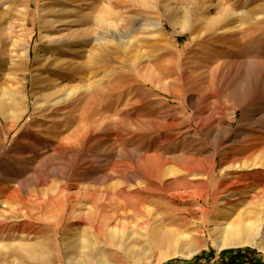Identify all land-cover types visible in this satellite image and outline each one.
<instances>
[{"label":"rangeland","instance_id":"obj_1","mask_svg":"<svg viewBox=\"0 0 264 264\" xmlns=\"http://www.w3.org/2000/svg\"><path fill=\"white\" fill-rule=\"evenodd\" d=\"M109 30L128 32L131 48ZM215 36L229 38L214 44ZM139 56L150 70L145 78L134 69ZM246 63L256 70L251 86L242 75L252 68L237 69ZM49 78L90 91L50 119L41 111L53 91L43 90ZM202 102L209 106L200 109ZM12 107L26 114L8 135L2 112ZM261 116L264 0H0V130L4 154L21 170L11 182L0 168V183L24 201L1 212L0 264H264V239L221 248L212 235L218 224H239L244 212L255 221L264 196L232 201L219 169L213 177L193 172L207 169L213 151L218 160L245 158L237 145L262 135ZM75 133L84 139H71ZM159 162L166 163L160 183L149 177ZM256 167L232 177L253 181L248 174L264 172ZM141 196L159 203L146 202L149 219L136 214Z\"/></svg>","mask_w":264,"mask_h":264},{"label":"bare ground","instance_id":"obj_2","mask_svg":"<svg viewBox=\"0 0 264 264\" xmlns=\"http://www.w3.org/2000/svg\"><path fill=\"white\" fill-rule=\"evenodd\" d=\"M251 14V13H250ZM244 12L243 13H240L238 14V17L240 20L243 21V16H244ZM234 17V15H233ZM254 17V16H253ZM236 18V17H235ZM232 18L230 17V15L226 16V21L227 20H231ZM254 19V18H253ZM79 21V20H78ZM81 21V20H80ZM205 21V20H204ZM233 21V20H232ZM116 22V21H115ZM216 21L215 20H208L206 21L207 23V26L211 29H213V26L212 24L215 23ZM230 22V21H228ZM60 23V21H59ZM83 23H84V20H83ZM205 23V22H204ZM58 24V23H57ZM215 25V24H214ZM233 26V25H232ZM150 27L152 28H155L157 29V25H150ZM230 28V27H229ZM234 28V27H233ZM229 30V29H228ZM232 31V29H231ZM231 31H228V32H231ZM109 32L111 33V37L116 40L117 42L119 41V45L120 47H124L126 50L131 48V41H128L129 38L128 36L130 35L128 32H126V34H122L120 35L119 33H117L116 31H112V30H109ZM227 32V31H226ZM227 32V34H229ZM232 34V33H231ZM230 35V34H229ZM108 36V35H107ZM131 36V35H130ZM70 38V37H69ZM72 38V37H71ZM84 38V36H83ZM128 38V39H127ZM132 38V37H131ZM130 38V39H131ZM229 38V37H222V36H215L214 39H213V42L214 44H221V43H225L226 44V39ZM82 39V38H81ZM70 42L72 41V39H69ZM84 40V39H83ZM86 40V39H85ZM88 41V40H87ZM115 41V42H116ZM56 42H60V41H56ZM63 42V41H61ZM84 43H86L85 41H83ZM133 42V41H132ZM236 41H231L229 42L228 44L230 46H234L236 43ZM238 42V41H237ZM241 44V42H239ZM116 44V43H115ZM136 44V43H134ZM137 46V45H136ZM215 46V45H214ZM132 47H133V44H132ZM119 48V47H118ZM120 49V48H119ZM130 51V50H129ZM128 51V52H129ZM132 51V50H131ZM138 51V50H137ZM135 51V52H137ZM141 55V54H140ZM92 55H90L91 57ZM138 56V55H137ZM21 58H28V52H24L21 56ZM134 59H137L135 61V63L133 62L134 64V69L140 74L141 77H144L145 78V75H147L150 70L148 71V67L147 66H144V58L143 57H137V58H134ZM57 60H61L60 58L57 59ZM56 60V63L52 64V66H54L53 68L56 69L57 68V61ZM29 61V60H28ZM93 60H91L92 62ZM100 61V60H99ZM242 63V62H241ZM245 63V62H244ZM249 63V62H248ZM248 63L244 64V65H241L243 68H241V66L237 69H240V70H244V69H251L250 72L248 73V75L244 72V74L242 75L245 79H244V84H248V86L250 85L251 86V82H254L253 79H251L252 77V73L256 72L255 69H253L255 66L254 65H249ZM253 63V62H251ZM256 65V64H255ZM51 66V68H52ZM93 68H96L98 67L99 65L93 61ZM101 66V65H100ZM144 66V67H143ZM225 66V65H224ZM250 66V67H248ZM263 66V65H262ZM50 68V65L48 66ZM46 67V68H48ZM151 67V66H150ZM212 67V66H211ZM258 68V67H257ZM83 69V68H82ZM91 69V67H90ZM151 69V68H150ZM232 69V68H231ZM48 70V69H47ZM45 71L44 73L48 72V71ZM209 70V69H208ZM255 70V71H254ZM40 71V70H39ZM39 71L38 72V76H40L39 74ZM56 71V70H55ZM251 71H253L251 73ZM83 72V71H82ZM148 72V73H147ZM152 72V70H151ZM210 74L211 75L213 72H214V69L212 68L210 70ZM260 72V71H259ZM99 73V72H98ZM239 73V72H238ZM253 73V74H254ZM83 74V73H82ZM90 74L92 75H95L97 76V72L96 71H91ZM55 75H57V73H55ZM79 75V74H78ZM151 75V74H149ZM149 75L147 76V78L149 77ZM208 75V76H209ZM213 75V74H212ZM241 75V73L239 74ZM75 76V75H74ZM232 76V75H231ZM230 76V78H231ZM239 77V76H238ZM59 79H62L60 76L58 77ZM66 80L68 81L69 78L68 76L66 77ZM75 78V77H74ZM143 78V79H144ZM91 79V78H90ZM162 79V78H161ZM237 79V80H236ZM78 80V79H77ZM81 80V79H79ZM132 80V79H130ZM134 80V79H133ZM152 80H157V79H152ZM213 80V79H212ZM235 80L238 81V78H236V75L235 77L233 78V82L228 86V89H234L236 83H235ZM253 80V81H252ZM43 81H45V83L47 82L48 83V86H44L43 87V90L44 89H47L49 90L50 89V86L49 85H52V89L53 91L50 92L48 95H46L45 97V100H44V103L41 107V111L43 113H45L46 117H49L50 119H54L56 120V118H58L59 116H62L61 113L70 108L71 105L75 104L77 102V100L79 99V97L81 96V94L85 95V93H88L90 90V87H86V86H79V87H74V88H65L64 86L62 85H59L56 84L55 82H53V80H51L50 78L49 79H44ZM76 81V79H75ZM83 81V80H82ZM211 81V80H210ZM232 81V79H231ZM155 82V81H153ZM242 82V83H243ZM55 83V84H54ZM98 83V82H97ZM156 83V82H155ZM230 83V82H229ZM86 84V82H85ZM255 84V83H254ZM95 85V84H94ZM96 85H99V84H96ZM95 85V86H96ZM132 85V83H131ZM162 85V84H161ZM211 85V84H210ZM241 85V83L239 84V86ZM88 86V85H87ZM243 86V85H242ZM241 86V87H242ZM232 87V88H231ZM250 88V87H249ZM93 89V87L91 88ZM207 89V88H206ZM237 89V88H236ZM243 89V88H242ZM258 89V88H257ZM228 91V90H227ZM235 91V90H233ZM232 91V92H233ZM4 92V95H12L14 93H12L11 91H3ZM231 93V92H230ZM241 93V92H240ZM5 98V97H4ZM11 98H14L13 96ZM84 98V97H83ZM82 98V99H83ZM205 99V98H204ZM2 100V99H1ZM201 100V99H200ZM81 101V100H79ZM193 101V100H192ZM202 101V100H201ZM218 103V102H217ZM3 104V103H2ZM215 104L214 102L212 103V105ZM209 106L207 104V102H202V104L200 105V109L201 108H204V106ZM217 105V104H216ZM219 105V104H218ZM4 110V109H3ZM40 113V112H39ZM71 113V112H70ZM26 114V112L23 114H16L15 113V107H12V110H6V111H3L2 112V117L5 118L6 120L9 121V124L7 125L6 127V131H7V134H11L16 128H17V123L18 121H21L24 117V115ZM70 115V114H69ZM87 117V116H86ZM42 119V118H41ZM47 121V120H46ZM45 122V121H43ZM48 122V121H47ZM51 122V121H50ZM53 122V121H52ZM88 122V121H87ZM98 122V121H97ZM97 122H94L93 126L94 125H97ZM58 124V123H57ZM56 124V125H57ZM60 125V124H59ZM257 125H258V128L260 130V133H262V135H258L256 137H254L252 140L250 139L249 141H246L245 144H240V145H237L238 147V152L242 155L243 153L245 154V158L242 157L240 159H226V157L222 158L220 160H218V152L216 151H213L212 153L210 152L209 153V165L207 166V169L204 170V169H201V168H195L193 170V172L195 171L196 173H204L206 175H208V177H213L216 173V170L219 169V172H220V176L221 178H227L228 181L227 183L225 184V188L227 190V192L229 193V196L233 199L232 201H236L238 200L237 197H240L241 195H245V194H250L252 195V198H254L253 200L257 199H261L263 196H264V172H255V173H251V174H248L247 176L248 177H251L253 178V181H249V182H244L242 181L241 177L240 179H236L235 177H232V173H235V172H238V171H241V170H249L252 171L254 170V168L256 167L257 168H260L262 166H264V116H261L258 120H257ZM90 127V126H89ZM109 127V126H108ZM4 129V128H3ZM135 130V129H134ZM88 131V129H87ZM86 131V132H87ZM86 134V133H85ZM94 134V133H93ZM89 135V134H88ZM91 135V134H90ZM87 136V134H86ZM85 135L83 136H80L79 133H75L72 135L71 139L73 140H78V141H82L84 139ZM70 138V137H69ZM65 139V138H64ZM224 141H226V131H225V134L222 138ZM88 140V139H87ZM24 141V140H23ZM28 141V140H27ZM65 141V140H64ZM235 141V140H234ZM89 142V141H88ZM27 145H30L29 143H26L23 142ZM63 143V142H62ZM61 143V144H62ZM98 143V142H97ZM50 145V144H49ZM97 145V144H96ZM51 147V145H50ZM110 147V146H109ZM234 147V146H233ZM240 147V148H239ZM221 148V147H220ZM223 149V148H222ZM48 150V149H47ZM4 151H5V142L2 141V131L0 130V168H5V178H7L9 181L11 182H14L15 180L19 179L20 178V175H21V170L18 166H16L14 163H12V160L11 158L7 157L6 156V153L4 154ZM224 151V150H223ZM226 153V152H225ZM37 154V153H36ZM44 154V153H43ZM46 154V153H45ZM50 155V154H49ZM17 156V155H16ZM47 156V155H46ZM243 156V155H242ZM247 156V157H246ZM35 157V156H34ZM43 157V156H42ZM53 157V156H52ZM39 158V157H37ZM44 158H47V157H44ZM13 159V158H12ZM151 158H148L147 161H149ZM41 160V159H40ZM43 160V159H42ZM251 160H254L255 163H254V168L251 167V165H249V163L251 162ZM14 161V160H13ZM29 161V160H28ZM34 161V160H33ZM37 161V160H35ZM44 162V160H43ZM192 162V161H191ZM39 163V162H38ZM45 163V162H44ZM190 163V162H189ZM17 164V163H16ZM139 164V163H137ZM166 163H162V162H159L158 165H154L152 166L154 169H155V174H152L151 176H149L147 173H146V170L145 168L143 167H139L141 169V171L144 173V175H148L149 177H151L154 181H157L160 183V181H162L163 179V169H164V166H165ZM39 165V164H38ZM142 165V164H140ZM150 165V164H149ZM36 166V164H35ZM32 167V166H31ZM156 167V168H155ZM34 168V166H33ZM125 169V168H124ZM261 169V168H260ZM205 172H204V171ZM123 171V170H122ZM121 171H119L120 173ZM125 172V171H124ZM154 173V172H153ZM123 175H125V173H123ZM246 176V175H245ZM246 176V177H247ZM123 177V176H122ZM245 177V178H246ZM247 177V179H248ZM22 178V177H21ZM21 180V179H20ZM2 180H0L1 182ZM125 181H126V176H125ZM18 183V181H16ZM27 183V182H26ZM128 183V182H127ZM144 184V183H142ZM176 185V182L170 184L169 186L171 185ZM26 185V184H25ZM140 185V183H139ZM10 188V187H9ZM25 188V187H24ZM254 188H262L261 190H257L256 192ZM254 189V191H253ZM23 190V189H22ZM24 191V190H23ZM143 192H154L153 190L149 189V188H145L144 190H142ZM170 192V190H168ZM20 192L18 189H6L4 187H2L1 183H0V227L4 224V215L2 212V210H16V208L19 206V205H22L24 203L21 195H20ZM124 191H123V195H124ZM136 193V192H135ZM127 195V194H126ZM132 195V194H131ZM146 196V195H145ZM145 196H141L140 198L144 197ZM147 197V196H146ZM150 197V196H149ZM152 198V197H151ZM149 198V199H151ZM157 198V201H158V196L156 197ZM131 197L129 196H125L123 197V200L124 201H128L130 202L131 201ZM149 199L148 198H145L144 200H142V202H138L136 204V214L140 217H145L148 219L150 218V216L152 215L153 213V210H150L148 208L145 207V205L147 203H151V202H156V201H153V200H150L151 202H149ZM154 199V198H152ZM248 199V198H247ZM156 200V199H155ZM148 201V202H147ZM160 201V200H159ZM240 201V200H239ZM147 202V203H146ZM156 204H159L158 202H156ZM175 204V203H174ZM181 204V203H180ZM184 204V203H183ZM148 205V204H147ZM155 205V204H154ZM161 205V203H160ZM158 205V206H160ZM163 207V206H162ZM129 208V207H128ZM118 209V208H117ZM154 209V208H153ZM162 210V209H161ZM165 210V209H164ZM155 212V211H154ZM261 214H259V217L256 218V220H249V216L251 215V213L249 212H244L241 217H240V222L239 224L235 225V226H232V225H222V224H218L216 225V229H214L212 231V235L214 236V238H217V241H218V245L221 247V248H239V247H242V246H257V240H259L260 238L264 239V211H260ZM60 217V216H59ZM106 217V216H105ZM112 217V216H111ZM133 218V217H131ZM153 218V217H152ZM106 219L110 220V218L106 217ZM153 221V219H151ZM145 222V221H144ZM147 222V221H146ZM148 224V222H147ZM146 224V225H147ZM211 235V236H212ZM166 237V236H165ZM262 246V245H261ZM4 245L0 243V254H1V251L2 249H4ZM26 252V253H29L30 254V251L33 250V249H30L29 250H26L25 248H23ZM3 252V251H2ZM34 252V251H33ZM28 254V255H29ZM34 254V253H33ZM32 255V254H31Z\"/></svg>","mask_w":264,"mask_h":264}]
</instances>
